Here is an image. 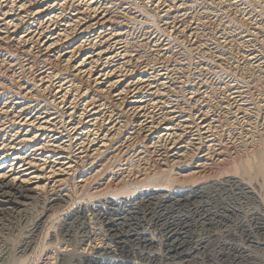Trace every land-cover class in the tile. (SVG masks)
Segmentation results:
<instances>
[{"label":"rangeland","instance_id":"374dc122","mask_svg":"<svg viewBox=\"0 0 264 264\" xmlns=\"http://www.w3.org/2000/svg\"><path fill=\"white\" fill-rule=\"evenodd\" d=\"M35 1L21 0L24 12L34 15L25 13L15 31H4L0 37V59L6 61L0 60L4 84L0 82V98H37L55 108L56 86L48 80L40 85L48 83V88L35 98L22 94L23 86L40 84L39 72L44 76L54 67L61 71L65 97L56 106L58 115L74 111L75 117L82 108H97L105 128L113 131L117 123L122 126L114 138L105 140L99 162L92 164L89 149L78 155L74 170L60 185L68 195L65 203L58 202L61 206L50 202L52 187H47L41 199L24 200V206L1 216L0 264H18L21 240L38 222L39 230L22 264H264V170L257 167L259 161L264 162V0ZM44 8L60 29L70 32L59 44L61 54L56 62L49 61V52L46 56L35 50L29 54L13 43L19 36H35L33 31L46 18L38 13ZM45 34L52 36L48 31ZM71 48H75L74 58L65 63ZM102 49L114 57L105 62L101 56L93 66L84 60ZM123 49L128 57L116 56ZM125 59L128 63L124 65ZM75 64H82V70L92 67V72L113 71L121 81L112 91L99 92L97 85L88 86L75 76L71 67ZM73 81L79 90L71 89ZM104 127L98 133H104ZM97 163L105 167L94 175L91 170L97 169ZM89 173L91 178L81 181ZM229 177L242 179L252 192H238L224 181ZM193 185L205 186L160 206L155 204L156 195L152 198L147 193L151 188ZM133 195L141 198L137 200L138 217L128 220L131 233L134 229L148 240H139L129 253L126 250L133 241L119 239L111 231L108 217L114 218V212L103 201ZM223 203L231 206L229 211L222 208ZM80 205L87 209L85 241L81 242L78 229L70 243L63 223ZM205 208L216 209L211 212L222 215L221 220L196 223ZM104 213L107 218L102 217ZM175 237L179 245L173 249L170 243ZM84 247L86 252L80 253Z\"/></svg>","mask_w":264,"mask_h":264},{"label":"bare ground","instance_id":"6f19581e","mask_svg":"<svg viewBox=\"0 0 264 264\" xmlns=\"http://www.w3.org/2000/svg\"><path fill=\"white\" fill-rule=\"evenodd\" d=\"M43 1H46V0H43ZM39 3L41 4L42 1H40ZM23 5L24 4L21 3V0L17 1V2H14V1L11 2L10 0H0V37H2L1 35L4 33V31H6L7 33L10 31L12 32V29H13V31H15V28L23 21L25 13H26V16H27V14L34 15L32 12H30V11L28 12L27 10H26V12H24ZM38 13L39 14L41 13L44 16H46V18H45L46 22L42 19H41L42 20V22H41V20L39 19L40 23H41V25H40L41 27L40 26L39 27L41 29L39 28L38 30L35 29L33 31L36 33L35 36L32 35L33 33L31 35H27L25 37L19 36V37H17V39L13 43H15L14 44L15 46H19L20 48L21 47L25 48L27 53H29V54L32 52V50H35L37 54L42 52L43 56L44 55L46 56L47 52H49L52 55V57H50V58L48 57L49 61L50 62H56V61H58L59 54H61V52L59 53L60 50L58 51V47H60L59 44L62 42V40H64V38H66L68 36V34H70V32L68 31V28L60 29L58 27V25H56V20H55L56 18L47 15L49 12H47L46 8L41 9L40 12H38ZM98 13H100V12H98ZM32 15H30V16H32ZM105 18H107V17H105ZM82 20H83V18H82ZM95 23H96V21H95ZM49 24H50V26H49ZM47 31L52 36H50V37L46 36L45 33ZM64 43L65 42H63V45H64ZM78 47L79 46L77 45L76 49H78ZM54 49H56L57 52L56 51L53 52ZM74 50H75V48H71V50H69V51L67 50V53L69 55H68V57L66 56L67 59H66V61H64L65 63L66 62L68 63L70 59L74 58L73 57ZM119 52L120 53L116 54V56L117 55H120V57H121V55H122V57L127 56V55H125L126 54L125 49L120 50ZM107 55H109L108 51L106 52V51H103V49H102V51L97 52L94 56H92V55L85 56L87 58L84 60H89L90 65H92V64H94L95 61L99 60V57L101 58V56L105 57L104 61L109 60L113 56V55H111V56H107ZM92 57H93V59H92ZM27 59L30 60V58H27ZM0 60H3V59H0ZM3 61H4V63L6 62L5 60H3ZM81 62L84 63L83 60ZM81 62L79 61L78 64H80ZM60 63H62V62H60ZM123 63H124V65L126 63H128L127 59H125L123 61ZM47 64H50V63H47ZM62 64H64V63H62ZM10 65H8V66H10ZM63 67H65V66H63ZM71 67H73L74 70L77 72V74L75 76H78L81 80L84 81L82 83H84V84L87 83L88 86L90 84L97 85L100 88V90L98 89L99 92L108 93L110 90L112 91L113 87H115L117 85V83H119L121 81L120 76L118 74L116 75L115 72H113V71L108 72V73H102V70H98V71L95 70L96 72H92V70H91L92 67H90L91 69L86 67L85 69L82 70L81 69L82 64L80 67L76 66V64L74 66H71ZM49 69L51 72L48 71L46 75L40 76L41 74H43L40 72L37 75L38 76L37 80H38V82L40 81L39 82L40 84L37 86L39 89H37V87L36 88L31 87L30 88L28 85L27 86L29 88L28 87L26 88L25 86H23V90L25 88L26 91L24 90L25 92L22 94L23 95L26 94L29 98L31 96L33 97L34 95L35 96L39 95L40 92H42L43 90L45 91V89L48 88V86H47L48 83L46 84V87L43 86L44 88L40 87V85H43L45 80H48L47 82L54 84V87L56 86V90L54 91V95H53V99H52V103L55 106V108L50 107L51 105L47 106V103L42 104V103L38 102L37 98L35 101L29 100V99H23V98L21 99L19 97H13V96H9L6 98H4L5 96H3L4 100H2L0 98V114H1V116H0V219H1V216L6 217L7 215L12 214V212H15V210H14L15 206H19L21 204L24 206V203H22L24 200H27V199H30V200L31 199H38L39 200V199H41L39 197L41 196L42 192H44V190L47 187L48 188L52 187V189H50V190H52V193H51L52 196L50 197L51 203H53V204H55L56 202L57 203L58 202H64L65 203L66 199H67L66 197L68 195L66 196L65 191L63 192V190H62L63 188L61 189L60 185L62 184V182L66 178V177L64 178V176L69 174V172L73 169V167H74L73 162L75 161V159L79 157L78 156L79 154L81 157V155H82L81 153L84 151H88L87 149H89L90 153H87V154H88L89 158L91 159L90 161L92 162V164H94L95 162H99L98 158L102 156V155L100 156V154L103 151L102 150L103 147L106 145L105 140L110 141L111 138H114V136L117 133H119V128H121L120 126H122L119 124V127H118L117 126L118 123H117V125H114V127L116 126L114 128L111 125L113 127L112 129H114L113 130L114 133H113V131H110L109 127L105 128L103 125V122H102L104 120H101V116L99 115L100 111L97 108H96L97 110L94 108H90L88 110L86 108H82L80 111V114H78L75 117L72 115V114H74L73 110H72L73 112H71V113L70 112H68V114L64 113V115H62V116L58 115V112L56 110V108H57L56 106L62 104L64 101L63 98H65L61 94L62 83H61V78H60V74H59L60 70L58 71L57 70L58 68H54V67H50ZM42 72H44V71H42ZM10 75H11V77H13L12 72ZM71 77H74V76H71ZM10 79H12V78H10ZM80 79L77 78L74 80H76V82L78 83ZM54 80L56 82H54ZM76 82L72 83V86L70 85L71 89L78 88V84ZM33 83H35V82H33ZM82 83H81V85H83ZM0 87H2V86H0ZM21 88L19 87V90ZM35 89H37V91ZM79 89H76V91ZM65 91H67V90L65 89ZM121 93L119 92L118 94H115V95L120 96ZM27 96L24 95V97H27ZM33 98H35V97H33ZM123 100H125V99H123ZM49 102H51V101H49ZM65 110H66V108H65ZM64 117H66V118H64ZM102 118H104V117H102ZM163 123L168 124V122H166V121H164ZM164 125H166V124H164ZM103 127L105 128L104 129L105 132L104 133L102 132L103 134L98 133V132H101L103 130ZM162 129L167 130V127L163 126ZM208 130H209V128H208ZM120 132H121V130H120ZM85 144H88V145H86V147H87L86 149H84ZM90 147H92V148H90ZM68 150L71 151V155H67V153L65 152ZM263 152H264V149L261 151V153H263ZM80 157H79V159H80ZM79 159H77V160H79ZM82 159H84V158H82ZM82 159H81V162H84V161H82ZM104 163H106V162H104ZM257 164H258V166H257L258 170L260 172H263L264 162L259 161ZM88 166H89V163H88ZM95 167H97L96 170H94V169L91 170V171H94L93 172L94 175H96L97 173L102 171V169L105 167V164H100V163L98 164L97 163V165ZM91 176H92V174L86 176L81 181L84 182L87 179L89 180V177L91 178ZM120 181H122V180H120ZM224 181L231 183L232 186L234 187V189L237 190L238 192H247V193L252 192L251 188L240 178L229 177V178H225ZM204 186H201V185H197V186L193 185V186H187V187L176 186V187H172L170 189L169 188L165 189L162 187H161L162 189L151 188V189H147L148 190L147 193L150 194V196L152 198H154V196L156 195V197H155L156 203L155 204H159V206H160V205H165L166 203L179 201V199L181 197H184L185 195L190 196V193L196 192L199 189H203ZM80 188H82V187H80ZM158 191H161V193H158ZM140 198H139V196H134L131 199H123V200H121V199L120 200H118V199L117 200H108L107 199V200L103 201V203H106L107 205H109V206H107V209H110L111 211L113 210V212H114V216H115V217L113 216L114 218H111V216L108 217V219L110 220L109 223H111L110 227H112L111 231H114V234H116L117 235L116 237H119V239H122V237H123V240H126V242H127V240L129 242L133 241L132 245L128 244L125 246V247H127V246L131 245L128 247V250H126L129 253L133 252L135 250L134 245L137 244L138 242H140L139 240H141V239H143L144 241L148 240L144 236V234L138 233L137 231L134 232L133 231L134 229L132 230V233H131V229L133 226L130 228V222L133 220L132 218L136 219L138 217L139 213L137 210V204H139L138 201H140V200H138V199H140ZM31 202H32V200H31ZM127 203H128V205H127ZM152 203H154V202H152ZM59 205L60 204L58 203V206ZM222 205H223L222 208L225 211H229L228 207H231V206L228 203H223ZM124 206H127L126 210L123 208ZM85 208H86L85 206L80 205L76 210L74 209L75 211L73 213L67 215L68 217L66 218L65 221L63 220L64 221V223H63L64 231H65L66 236L68 237L67 240L70 243L74 242V239L76 237V232L78 229L81 230V239H80L81 242L85 241L84 236L86 237L85 234H86V228H87V224H86V214L87 213L85 214V212H87L86 211L87 209L85 210ZM233 208H234V206H233ZM30 209H31V207H30ZM207 209L209 210V208H207ZM223 209H221V211ZM206 210L202 213V216H200L196 220V223L204 225L205 223H207V221L212 222V220L215 218L221 220L222 215H220L216 212H211V211H214L216 209L211 210V211H208V210L206 211ZM230 210H232V209L230 208ZM219 211H220V209H219ZM106 214L104 213L103 214L104 216L102 215V217L107 218ZM108 214L110 215L111 213L108 212ZM199 214H201V213H199ZM128 220H131V221H128ZM39 226H40V223L39 222L36 223L35 226H33V230L31 231V233L26 234L24 236V239L21 240L22 243H21L19 250H18V259H17L18 264H22L23 261L26 259L25 257L28 255L27 253L29 252V250L31 249L32 244H33V236L35 235L34 233L39 230ZM128 226H129V228L126 231H123L124 227H128ZM202 227H204V226H202ZM172 234H175V236H177V237L179 235L178 233H172ZM177 237L174 238L175 240H173V238H172L173 241L170 243V247L171 248L174 247L173 249H175V247L177 248V246L179 245V243L177 242ZM78 243H80V242H78ZM125 243H124V245H125ZM76 247L79 248V246H76ZM105 248L109 249V247H105ZM122 248H123V246H122ZM102 249H104V248H102ZM83 250H85V247L81 248V250L79 252L85 253L86 251H83ZM96 256L98 257L100 255L96 254ZM93 259H95V256H93ZM0 260H1V258H0ZM130 263L135 264L131 261H130ZM117 264H121V262L117 263Z\"/></svg>","mask_w":264,"mask_h":264}]
</instances>
